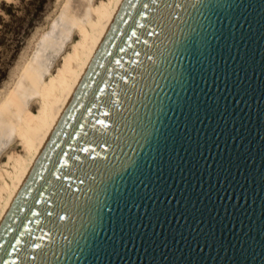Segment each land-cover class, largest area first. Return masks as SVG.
Listing matches in <instances>:
<instances>
[{
    "label": "water",
    "instance_id": "95a60500",
    "mask_svg": "<svg viewBox=\"0 0 264 264\" xmlns=\"http://www.w3.org/2000/svg\"><path fill=\"white\" fill-rule=\"evenodd\" d=\"M0 264H264V0H124Z\"/></svg>",
    "mask_w": 264,
    "mask_h": 264
},
{
    "label": "bare ground",
    "instance_id": "6f19581e",
    "mask_svg": "<svg viewBox=\"0 0 264 264\" xmlns=\"http://www.w3.org/2000/svg\"><path fill=\"white\" fill-rule=\"evenodd\" d=\"M123 2L68 0L60 17L62 24L76 25L78 39L45 77L42 53L47 46L55 45L53 35L57 27L61 33L66 32L65 25L54 22L52 30L37 44L38 49L20 73L21 78L1 103L0 148L16 137L24 153L12 149L7 161L0 163V223ZM29 95L35 98L34 102L27 98Z\"/></svg>",
    "mask_w": 264,
    "mask_h": 264
},
{
    "label": "rangeland",
    "instance_id": "374dc122",
    "mask_svg": "<svg viewBox=\"0 0 264 264\" xmlns=\"http://www.w3.org/2000/svg\"><path fill=\"white\" fill-rule=\"evenodd\" d=\"M98 1L100 0H92L95 4H98ZM67 4L68 0H0V106L13 89L12 86L14 87L21 78L20 73L23 74L45 33L52 30L57 20L58 24H62L60 16ZM62 25H65L66 32L61 33L57 27L53 35L55 45L47 46L42 53L45 77L54 71L62 55L78 39L76 25ZM27 98L30 102L35 101L32 95ZM36 108L34 106V110ZM19 141L20 139L14 137L12 143L10 140L6 146L0 148V163L7 161L12 149L24 153Z\"/></svg>",
    "mask_w": 264,
    "mask_h": 264
}]
</instances>
